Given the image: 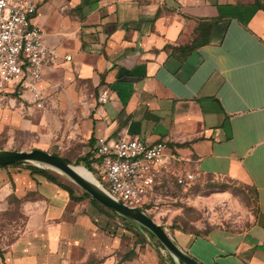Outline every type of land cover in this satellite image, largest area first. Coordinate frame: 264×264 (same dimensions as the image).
Segmentation results:
<instances>
[{
    "label": "crops",
    "instance_id": "obj_1",
    "mask_svg": "<svg viewBox=\"0 0 264 264\" xmlns=\"http://www.w3.org/2000/svg\"><path fill=\"white\" fill-rule=\"evenodd\" d=\"M36 2L33 21L46 43L72 56L44 74L70 64L107 91L96 108L103 119L95 136L164 139L181 157L175 167L182 172L254 189L257 209L248 225L180 231L177 243L204 264H264V9L255 0ZM204 22L212 25L209 41L189 51ZM42 177L0 166V211L14 193L27 214L0 264H72L77 248L103 257L104 231L83 199ZM30 191L41 195L25 197Z\"/></svg>",
    "mask_w": 264,
    "mask_h": 264
},
{
    "label": "rangeland",
    "instance_id": "obj_2",
    "mask_svg": "<svg viewBox=\"0 0 264 264\" xmlns=\"http://www.w3.org/2000/svg\"><path fill=\"white\" fill-rule=\"evenodd\" d=\"M48 39L53 43L51 36ZM42 82L45 89L41 107L31 100L29 91L0 90V148L31 150L38 147L75 162L93 148L89 138L95 136L96 120L103 119L96 117V108L105 101L100 98L102 92L91 79L83 78L78 71H72L70 64L62 62L49 68ZM109 97L111 100L113 93ZM31 165L50 169L59 181L73 186L75 192L82 195V207L104 231L103 257L77 248L72 264H174L166 247H156L149 234L143 238L132 223L106 208L103 212L101 204L84 195L80 186L65 173L31 161L12 163L6 168L30 171ZM79 165L87 167L83 163ZM89 170L95 178L100 177L95 169ZM42 179L53 183L45 177ZM162 184L166 186L168 182ZM217 191H226L227 197L213 200L212 193ZM38 195L41 193L30 191L25 197ZM160 195L162 200L149 204L147 210L175 241L180 231L202 233L222 223L241 228L251 222L257 209L254 189L231 179L196 178L191 185L173 184L168 192L163 190ZM22 202V198L12 193L0 211V254L24 229L27 214ZM153 240L159 243L158 238Z\"/></svg>",
    "mask_w": 264,
    "mask_h": 264
},
{
    "label": "built area",
    "instance_id": "obj_3",
    "mask_svg": "<svg viewBox=\"0 0 264 264\" xmlns=\"http://www.w3.org/2000/svg\"><path fill=\"white\" fill-rule=\"evenodd\" d=\"M37 8L36 0H0V90L29 91L31 100L41 107L45 67L72 56L46 43L44 29L33 21ZM100 98L106 100L107 91ZM95 156L94 169L104 181L97 179L111 195L131 206L147 209L158 204L160 193L173 185L163 179L166 175L178 185H190L197 178L196 172L175 167L181 157L169 150L164 139L149 142L128 133L100 134ZM163 181L168 184L164 186Z\"/></svg>",
    "mask_w": 264,
    "mask_h": 264
},
{
    "label": "water",
    "instance_id": "obj_4",
    "mask_svg": "<svg viewBox=\"0 0 264 264\" xmlns=\"http://www.w3.org/2000/svg\"><path fill=\"white\" fill-rule=\"evenodd\" d=\"M20 161L36 162L58 169L69 176L82 189L91 194L109 209L138 222L151 230L160 242L168 249L177 264H204L185 249L169 234L165 226L158 222L142 206H131L120 198L109 193L97 178L83 174L76 168V163L66 157L35 147L31 150L0 148V166Z\"/></svg>",
    "mask_w": 264,
    "mask_h": 264
},
{
    "label": "trees",
    "instance_id": "obj_5",
    "mask_svg": "<svg viewBox=\"0 0 264 264\" xmlns=\"http://www.w3.org/2000/svg\"><path fill=\"white\" fill-rule=\"evenodd\" d=\"M255 3H256V5H258V7L264 9V3L261 0H255ZM200 29H201V33H202L201 34V40L200 41H195V43H193L192 45H189L188 48L186 47L187 49H189V51H191L194 47L198 46L199 44L209 41L210 34H211V29H212V25L210 23L204 22V23L200 24ZM89 142L91 143V145H93L92 150L89 153H87L86 155H84L81 158H79L78 160H76L75 163L77 165H79L80 163H83V164H85L88 167V169L94 170L93 162L97 159V157L95 156L96 137L95 136H91L89 138ZM22 162H24V161L16 162V163H13V164H20ZM7 165H9V164H7ZM7 165H4V166H7ZM28 168L30 169L31 174H40V175L44 176L46 179H48L49 181H51L53 183H56L60 187L68 190L71 199H73V200H80L82 198V195L77 194L75 192V189L73 188V186H71L70 184L62 183L61 181H59L57 175H55L54 173H52L50 169L42 168V167H39L37 165H31ZM82 190H83V194L84 195L89 196L93 201L97 202L98 204H101V206H102L101 208L103 209L102 210L103 212L105 210L104 208H106L107 211L111 212L112 214H115V215H118V216L122 217L123 219H125L128 222L132 223L136 227L137 231L140 234H143V238H145V235L146 234H149V236L151 237L150 238V241L156 247L159 246V245H162L163 247H165L160 242L159 239H158V242L159 243H155V241L153 239H157V237L147 227H145L144 225H142V224H140L138 222H135V221H133V220H131V219H129V218H127V217L119 214L118 212H115V211L109 209L104 204H102L101 202H99L96 198H94L91 194H89L87 191H85L84 189H82ZM0 256H3V252H2V254H0ZM170 258L172 259V261H173L174 264H177V262L174 260L173 256H170Z\"/></svg>",
    "mask_w": 264,
    "mask_h": 264
},
{
    "label": "bare ground",
    "instance_id": "obj_6",
    "mask_svg": "<svg viewBox=\"0 0 264 264\" xmlns=\"http://www.w3.org/2000/svg\"><path fill=\"white\" fill-rule=\"evenodd\" d=\"M76 166V168L80 171V172H82L83 174H86V175H88V176H91V177H94V175H93V173L87 168V167H85V166H82V165H75ZM95 178V177H94Z\"/></svg>",
    "mask_w": 264,
    "mask_h": 264
}]
</instances>
